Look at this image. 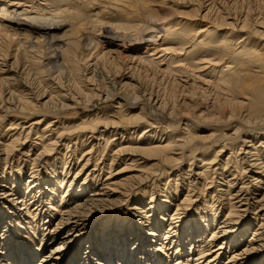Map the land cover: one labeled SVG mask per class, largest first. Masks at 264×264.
<instances>
[{
	"label": "bare ground",
	"instance_id": "1",
	"mask_svg": "<svg viewBox=\"0 0 264 264\" xmlns=\"http://www.w3.org/2000/svg\"><path fill=\"white\" fill-rule=\"evenodd\" d=\"M41 1L32 0L31 2L34 3L30 4L28 6L29 10H27L21 8L20 2L7 1L5 3V0H0V55L3 54L1 53L2 44L6 42H14L16 52L27 44L31 50L27 52L37 57L43 53L45 46H49V50H52L51 53L54 55L60 54L62 61L59 63L58 60L55 59V61L46 53L47 55L44 56V60L41 62V67L45 69L49 65L56 64L54 66H58L61 71L65 72V66H67L69 73L76 75L78 72L75 50L77 45L82 50H93L94 45L97 43L92 36L85 35L86 32L82 31V28L87 27L85 25L89 21L95 18L101 20L105 15L104 19L114 18L121 21L120 30L140 32V36L146 33L140 39L145 44L142 52L145 55L140 58L144 63L151 67H158V71L162 67V71L166 75L178 76V80L181 79L180 77L185 79L189 77V75L188 77L185 75L184 65L181 64L182 60L171 61L168 57V54L172 51V43H174L168 34H165L169 29H155L146 32L145 27L153 23L156 24L158 19L146 17L145 21L141 20L139 23H135L129 13L124 10L97 9L95 11L96 5L92 3L86 15L83 16L84 20L78 21L80 19L77 12L71 13L68 3H62L63 1H61L60 4L62 3V5L51 6V4L46 3V0ZM71 1L65 0V2ZM156 1V6L150 8V11L164 12L162 15L164 19L171 17L166 10L159 6L163 2ZM8 2L11 3L8 4ZM208 6L209 3L205 6V9ZM15 7L18 9H15ZM9 8L13 9L5 13ZM11 13L14 15L18 13L26 19L30 14L39 15L43 18L48 17L46 19H49V22L45 25L40 23L35 25V23L25 21L22 23L24 26L13 25L5 22L2 17V14H9L10 16ZM206 13L196 19L203 22L196 33V38H200L199 42L207 49H215L212 40L217 39V36L227 35L217 33V30H220L218 25L221 26L219 22H223V20L219 17L212 20L208 19ZM260 15L262 13L258 11L259 17L257 16L254 20L264 26V17ZM5 18L10 19L12 16ZM97 23L101 24V22ZM247 23L249 22H246L245 25H237L234 28L225 25L227 29L224 30H228L230 34L238 33L240 35L238 43L243 42L248 36L245 37L246 34L240 33L247 27ZM102 24L105 26L110 23L103 20ZM110 25L112 26V24ZM182 25L179 27H182ZM60 28L64 30L61 31L62 33L59 36L56 35L57 33L53 35V32L49 31V29L53 31L61 30ZM79 28H81V32L76 36L79 33ZM68 29L73 31L70 32ZM260 38L264 40V34ZM114 43L118 46H124L126 41L117 37L114 38ZM136 46L139 45H134V47ZM223 47L222 41H220V45L216 46V48L221 49ZM148 48L152 49L146 52ZM258 51L253 53L241 47L237 53L248 60L264 61V50ZM185 53H182V57ZM25 56L29 57L26 63L36 70L34 72L37 74L39 69L34 67L37 58L35 56ZM90 57L91 53L87 54L85 61H89ZM0 61L1 76L5 72H10L12 76L0 78V113L2 114L0 115V122L4 123L5 119L9 121V116L12 113L22 114L20 117L24 115H29L28 117L30 115L32 117L36 116L35 119L30 121L29 127L25 129L26 132L22 130L26 133L24 139L22 137L23 140L13 130L14 133L10 134L7 140L4 139V135L7 136L9 133L7 129H14L15 123L9 122L7 129L5 128L4 131L0 128V164L5 166L8 161H14L18 168L21 165L24 168L23 171L19 168L15 172L18 175L16 178L6 177L7 174H3L2 171L0 173V264H180L179 261L182 255L185 254V250L188 249V255H190L193 246L195 248L194 257L185 259V262L190 260L187 262L188 264H220L217 263L218 259H224L223 264H264V188L260 186H264L262 182L264 176V137L258 140L256 144H252V142L246 144V141H242L245 148L241 152L243 156L240 158L238 156L239 152H236L232 159V152L230 151V155L224 159L225 161L213 169L214 163L212 162L214 158L209 159L208 164L203 163L196 172L188 169L187 172L189 173L186 177L191 172L190 177L180 178L179 181L174 182L173 191L170 188H167L168 190L164 188L163 192L160 191L164 193L163 196L159 195V197H163L160 200L163 205L162 207H155L156 198L151 196V201L145 203L144 196H140V194H146V192L141 193L140 188L142 186L140 187V185L146 178H150L147 183L152 181V177L148 174L154 178L161 174H155L156 172H151V169L143 168L142 164L145 161L154 159L155 163L166 165L170 160H181L183 158L181 153L185 148L200 151L211 150L213 143H215L214 140H203L202 146H196L197 144L200 145L198 143L200 139L197 136L184 137L183 139L176 138L175 141H171L174 137L169 135L165 141L155 142L157 135L163 136L161 133L142 130L138 134L139 141L137 140L136 144H132L129 142L131 139H126L124 135H127V130H133L143 124L142 117L123 119L121 116L110 115L108 119H104L103 115H94L93 120L89 121L90 116L86 115L81 120L76 117L75 110L83 102L77 99L79 96L71 94H68V96L58 92L46 94L44 90L38 96V103L36 104L27 99L26 96L17 94V104L12 108L8 105L7 100H12L14 95L10 94L8 96L9 93H6L5 89L2 88L25 75L26 66L23 63V66L20 65L15 59L10 64H7L8 61ZM96 61L97 59L87 67L89 69L94 67ZM93 70L95 69L93 68L92 72ZM231 70H234V66H225V69L220 72L213 71V74L209 71L206 74L208 78H204L206 80L202 81L206 87H201V91L206 94L214 92L228 98L235 95V92L244 89L246 94L243 100L249 101L254 94L255 103L257 101V107L260 109L259 114H264V90L256 87L253 94L247 93L252 88L251 83L247 80L257 76L241 69L238 70L240 74L235 75V72H233V75L230 72ZM153 75L159 82L163 81V84L167 85L170 81L171 85L176 84V79L172 78L170 81L165 82L164 76L155 73ZM256 79L258 84L263 83L260 79ZM192 82H198L196 77H192ZM183 83L187 84V82ZM4 93H6L5 96H8L7 98H4ZM109 99L104 95L103 99L100 98V101H109ZM154 101L155 105L159 104L157 97ZM117 108L119 107H115V109ZM166 115H171V112H166ZM48 118L50 120L47 124L38 129V126ZM131 125L137 126L132 127ZM32 129H34L37 136L36 138L34 136L32 141H29V139L26 141L30 130L33 131ZM107 133L111 135H106ZM87 134L89 135L87 136ZM93 134L97 135L92 138ZM145 134H147V137H144ZM116 136L119 138H114ZM95 140L96 143H94ZM101 140L102 143H105L103 149L114 142L110 154H105L104 151L102 155L97 150L102 144L99 142ZM87 144H90V147L80 153V157L75 163H71V160L68 161V154H73L76 147ZM27 145H29L28 150H25ZM220 146L222 148L224 144H220ZM61 147L65 148L63 154H60ZM96 151L100 153L101 157L98 162H96L97 159L92 162V159H94L92 155ZM106 161H109V163H106ZM118 163H122V167L113 171V166ZM57 165L62 167L60 172L62 176L57 175L60 168ZM206 165L210 166L203 167ZM46 170L49 176L45 174V177L38 176V173L43 171L46 173ZM25 171H29L28 174H25ZM101 173L106 174L104 179L100 178ZM242 178L247 179L236 186L238 179L242 180ZM22 181L26 183L24 191H21V186L24 185L21 183ZM185 184H187V194L180 201V204L176 205L179 201H177V193L181 191V187ZM197 187L202 188L203 195L209 192L211 188V190L215 188L210 197V205H206L205 200H202V202L196 201L199 196H193L192 199V193L197 194L194 193V189ZM87 191L90 193L81 199V196ZM130 191L132 192L128 194ZM14 195H17L19 199L17 202H15L16 198H13ZM58 196L59 200H57ZM116 196L126 198L123 199L124 202L128 206L131 204L132 210L137 212L138 220H132L124 226L120 223L126 221L123 215L124 212L116 218L118 223L112 224L111 221L108 223L102 221V218L106 216L103 213L99 212L91 215L104 201ZM214 199L221 202L223 200L225 203L221 207L220 204L219 207H215L213 204ZM18 206H23L25 213L18 210ZM174 206H176V209L171 211ZM226 209L225 218L213 230H208L216 222L213 215ZM29 210H32V212L30 213ZM127 210L129 211V209ZM158 210H161L162 214L157 219L156 213ZM250 210H253L254 219L252 218V220H248L251 215ZM98 211L101 210L98 209ZM117 212L119 213V210ZM53 213H56L57 216L53 227L47 231L42 225L43 227L42 229L39 228V232L37 220L42 221L45 219V223L48 224L54 216ZM128 214L130 217L133 216L132 211ZM166 216H169L168 229L162 237L161 229L165 226ZM41 217L43 219L39 220ZM255 218H259L257 228L252 231V236L247 238L248 240L246 239L242 249H236L238 245L243 243L245 234L251 228ZM11 230L12 233H10ZM22 230H24V233L19 235ZM206 232H209V234H206L208 236L204 234ZM35 235L40 236V244L45 243L44 248L49 244L55 246L43 255L37 263H34V261L38 249L31 251L28 248L31 238L36 237ZM83 246L86 247L84 253L81 251ZM187 246L188 248H186ZM227 249L229 252L231 249L235 250H231L229 253L226 251Z\"/></svg>",
	"mask_w": 264,
	"mask_h": 264
},
{
	"label": "rangeland",
	"instance_id": "2",
	"mask_svg": "<svg viewBox=\"0 0 264 264\" xmlns=\"http://www.w3.org/2000/svg\"><path fill=\"white\" fill-rule=\"evenodd\" d=\"M7 1H11L13 3L20 2L21 4H18L22 5L21 8L27 10H29L28 6L34 3L31 2L32 0H5V3H7ZM38 1L42 2L41 0ZM46 1V3L51 4V6H58L62 5V3H68L70 6L69 11L71 13L77 12L78 18L80 19L78 21L84 20L83 16H85L86 12L89 10L90 4L94 3V5H96L95 11H97V9L124 10L125 12L129 13L130 17L135 23H139L141 20L145 21L147 19L146 17L158 19L156 24L153 23L145 27L146 32L155 29H169L167 32H165V34H168L174 43H172V51L168 54V57H170L169 59H171V61L182 60L181 64L184 65L185 75L187 77L189 75V77L186 79L180 77L181 79L178 80V76L173 74L166 75L165 72L162 71V67L158 71V67H151L144 63L143 60H140V58L144 57L145 55L142 54L145 44L141 42L140 39L146 33L140 36V32L134 33L128 32L127 30H120L122 22L114 18L104 19L106 17L105 15L103 18H101V20L95 18L94 20L89 21L87 25H85L87 27L82 28V31L86 32L85 35L92 36L94 39H96L97 43L94 45L93 50H82L78 45L76 49L73 47L76 50L78 61V72L76 75L69 73L67 66H65V72L61 71L58 66H54L56 64L49 65L45 69L41 67V62L44 60V56L47 54H49L52 59L58 60L59 63L62 61L60 54L54 55L51 53L52 50H49V46H45L43 48V53H41V55L39 54V58L30 54V52H27L30 50L27 44H25L22 49H19L16 52L14 42H6L2 44L3 46L1 53L3 54L0 55V60L4 62L8 61L7 64H10L15 59L20 65L23 63L26 66L25 75L20 76L17 81L11 82L6 85L5 88H2L5 89L6 93H9L8 96L10 94L14 95V98L12 99L13 101L11 99L7 100L8 105L12 108L17 104V94L26 96V98L34 104L38 103V96L44 90L46 91V94H51L52 92H58L67 96L68 94H71L73 96H79L77 99L83 102L78 105L77 109L75 110L76 117L81 120L84 119L86 115L90 116L89 121L93 120L92 117L94 115H103L104 119H108L110 115H117L119 117L121 116L123 119L131 117H135L136 119L137 117H142L144 123L141 125L139 124L140 126L133 130H127V135H124L126 139H131L129 142L132 144L137 143L136 141L138 140V134L142 130L156 131L157 133H161L163 136L160 137L157 135L154 140L155 142L160 140L165 141L169 135L174 137L171 141H175L176 138L183 139L184 137L190 138L197 136L200 139V142H198L200 145L197 144L196 146H202L203 140L212 139L215 141V143H213V147H211V150L208 151L185 148V150H183L181 153V155H183L181 160L175 161L171 157L173 160H170V162H168L166 165L155 163L154 159H151V161H145V163L142 164V166H144L143 168L149 170L151 169V172H156L155 174H161L155 178L148 174L150 177H152V181L147 183L148 179L150 178H146V180H144V182L140 185V187L142 186L140 188L141 193L146 192L145 195L140 194V196H144L143 200L145 203H149L151 201L150 197L153 196L157 199V203L155 202V207H162L163 203H161L160 200L163 199V197H159V195L163 196L164 193L162 192L164 191V188H166V190H168L167 188H170V190L173 191L174 182L179 181L180 178L190 177L191 172L188 177H186L187 173H189L187 172L188 169L196 172L203 163L208 164L209 159L214 158L212 162L214 163L212 166L213 169L214 167L218 166V164L225 161L224 159L230 155V151L232 152V159L236 152H239L238 156L240 158L243 156L241 152H243L245 148L242 141H246V144H249L248 142L256 144L258 140L264 137V114H259L260 109L257 107V101L255 103L253 94L256 87H260L264 90V61L261 60L260 62H257L254 60H248L246 57H242L237 53L241 47L253 53L259 52L258 50H264V40H261L260 38L261 35L264 34V26L259 24L258 21L256 22V20H254L258 16V11L262 13L260 16L264 17V0H159L163 2V4H159V6L162 7L163 10H166L171 16L166 19H164L162 16L164 12H155L154 10L150 11V8L156 6V0H72L71 2H65V0ZM61 1L63 2L60 4ZM11 2H8V4ZM208 3L209 6L205 9V6ZM11 9L13 8H9L5 13ZM15 9L18 8L15 7ZM205 12H207L205 15L208 17V19L212 20L219 17L223 20V22H219L221 26L218 25L220 30H217V33L220 35L226 34L227 36H217V39L212 40L215 45V49H207L206 46L199 42L200 38H196L197 31L203 25V22L196 19L199 18V16H202ZM2 15V17L5 19V22L19 26L23 25L22 23L25 21H29V23H35V25H38L37 23L45 25L49 22V19H46L48 17L43 18L35 14L28 15V19L19 15L18 13L15 15L11 13L10 16H12V18L10 19L5 18L10 17L9 14ZM103 20L108 21L110 24H112V26L110 24L104 26L102 24ZM97 22H101V24H98ZM246 22H249L250 24L247 23V27L244 28L243 32L240 34H246L245 37L248 36V38L243 42L238 43L240 39V35L238 33L234 32V34H230L228 30H224L227 29L225 25H228L230 28H234L240 24L245 25ZM181 25L182 27H179ZM28 28L29 27L27 26V29ZM62 30L64 29L62 28L61 30L57 31L49 29L50 32H53V35L57 33L56 35L58 36L61 35ZM68 31L72 32L73 30L68 29ZM80 32L81 28H79V33H77L76 36H78ZM117 37H120L122 40L126 41V44L124 46H118L116 43H114V38ZM220 41H222L224 44L222 49L216 48V46L220 45ZM134 45L139 46L134 47ZM151 49L152 48H148L146 52L150 51ZM183 52H186L184 57H182ZM90 53L91 57L89 61H85V57ZM25 55L35 56L37 58V62L34 64V67L39 69V71L37 70V74L34 72L36 70L29 67V65L26 63L29 57ZM95 59H97L96 64L94 63V67L89 69L87 65H91L93 62H95ZM225 66H234V70L230 71L233 75V72H235V75L240 74L238 70L241 69L257 76L255 78H253V76L247 80V82L251 83L250 86L252 87L247 93L253 94V97H251L249 101L243 100L246 94L244 89L235 92V95H231V97L228 98L214 92H211V94H206L201 91V87H206L203 84V80L208 78L206 74H208L209 71L211 74H213V71L220 72L225 69ZM93 68L95 70L92 72ZM154 73L164 76L165 82L168 80L170 81L172 78L176 79V84L171 85V81L167 85L163 84V81L159 82V80L156 79V77L153 75ZM5 74L3 76L0 74V78L5 76L12 77L10 72H5ZM192 77H196L199 84L198 82L193 83ZM256 78L260 79L263 83L258 84ZM183 82H187V84L185 85ZM6 93L3 95L4 98L8 97L5 96ZM103 94L106 95L108 99L110 98L109 101H100V98L103 99ZM156 97L159 100L160 106L159 104L155 105L153 103L155 102L154 99H156ZM115 107L119 108L115 109ZM166 112H171V115H166ZM0 115L2 114L0 113ZM20 116H22V114L20 115L19 113H12V115L9 116V121L8 119H5L6 121L3 120L4 123L2 121V123L0 122V128L3 131L5 128L7 129L9 122L15 123L14 126L16 125L14 129H7L9 131L7 136L3 132V134H5V140L8 139L10 134L14 133L13 131L19 134L20 139H22V137L24 139V134L26 133H24L22 130L28 128L30 121L36 117H32V115H30V117H28L29 115H24L23 118ZM49 120L50 119L48 118L43 123H41L38 126V129L45 126ZM135 126L137 125H133L132 127ZM32 130V132L30 130L29 137L27 136L28 138L26 141H28V139L29 141H32L34 136L36 138L37 135L35 134L34 129ZM88 135L89 134H87V136ZM96 135L97 134H93L92 138H94ZM106 135L110 136L111 134L107 133ZM146 135L147 134H145L144 137H147ZM104 138L106 139V137ZM114 138L118 139L119 137L116 136ZM96 142L97 141L95 140L94 143ZM99 142L101 144L102 140ZM220 144H224V147L221 148ZM104 145L105 143H102L97 150L102 155L104 154V151L105 154H110L114 147V142L109 144L106 149L105 147L103 149ZM28 146L29 145L25 147V150H28ZM89 147L90 144L85 146L83 145L82 147H76L73 154L67 155V157L69 156L68 161L70 162L71 160V163H75L80 157V153ZM64 151L65 148L61 147L60 154H63ZM99 152L96 151L93 153L92 157L94 156V159H92V162L96 161V159V162H98V159L101 157ZM8 162L5 164V166L0 164V173L2 171L3 174H7L6 177H18L15 172L19 168L23 171V166L21 165L18 168L14 161ZM106 163H109V161H106ZM122 165V163L115 164L112 168L113 171H116L122 167ZM208 166L210 165L203 167ZM57 167H60L57 175L62 176L60 175L62 167L60 165H57ZM28 172L29 171H25V174H28ZM44 174L49 176L47 170L46 173L45 171L38 173V176L45 177ZM105 176L106 174L101 173L100 178L104 179ZM246 179H238L236 186H238L241 182L243 183V181H246ZM262 182L264 183V176ZM21 183L24 184L21 186V191H24L26 183L23 181ZM260 186L264 188L263 185ZM211 189L209 192L203 195L202 188H195L194 193L196 192L197 194L192 193V199L193 196H199L196 201L202 202V200H205L206 205H210V197L215 191V188L213 190ZM180 190L181 191H178L177 193V201H179L176 205H179L180 201L187 194V184L181 187ZM131 192L132 191H130L128 194ZM89 193V191L84 193L81 196V199L85 198ZM13 198H16L15 202L19 200L17 195H14ZM123 199L126 198L123 196H116L106 200L98 208L101 211H98V209L94 210V213L91 215H95L99 212L103 213L106 216L102 218V221L105 223L111 221L112 224L118 223L116 222V218L120 215V213L124 212L123 215L124 218H126V221L120 222L121 225L124 224V226H126L132 220H138V217L136 216L137 212H134L132 210V206H130L131 204L128 206V204H126ZM57 200H59V196L57 197ZM223 203H225L223 200L222 202L215 199L213 200L215 207H219V204L221 207L223 206ZM175 207L176 206L172 207L171 211H174L176 209ZM23 208V206H18V210H22V212H24ZM125 208L129 209V211H126ZM118 210L119 213L117 212ZM29 211L30 213L32 212V210ZM57 211L59 212L58 209ZM131 211L133 212L132 217H130L128 214ZM226 212L227 209L220 210L214 214L213 216H215L216 222L214 223V226H211L208 228V230H213L219 224V222L225 218L224 215ZM250 213L251 215L249 216L248 220H252V218L254 219L252 214L253 210H250ZM160 214H162V211L158 210L156 213L157 219L160 217ZM53 215V218L48 224L45 223L46 220L43 219V217L39 219H43L42 221L37 220L38 229H42V225H44L43 228L49 231L53 227L57 217L56 213H53ZM168 219L169 216H166L165 226H163L161 229L162 237L164 236L165 231L168 229ZM252 223L253 224L251 228L245 234L243 243L238 245L236 249H242L246 239L252 236V231L258 226L259 218H255V221L253 220ZM40 229L38 230L39 232ZM209 232L204 234H209ZM10 233H12V230ZM21 233H24V230L20 231L19 235ZM23 242L25 243V240ZM44 244L45 243L40 244V236H36L33 239L31 238V243L28 248L31 251H34V249L36 250V248L38 249L36 254L37 257L34 263H37L43 255L55 247L49 244L44 248ZM85 248V246L81 248L83 253L86 251ZM186 248H188V246ZM194 250L195 248L193 246L191 248L192 253L188 255L189 250L186 249L185 254L182 255L179 263L188 264L187 262L190 260L185 262V259L193 258ZM226 251L229 252L228 249ZM217 263L223 264L224 259H218Z\"/></svg>",
	"mask_w": 264,
	"mask_h": 264
}]
</instances>
